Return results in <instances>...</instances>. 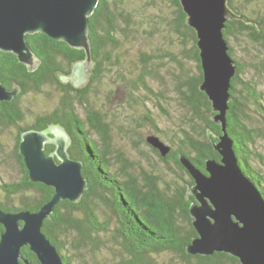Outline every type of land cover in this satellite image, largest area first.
Here are the masks:
<instances>
[{"label":"trees","instance_id":"trees-1","mask_svg":"<svg viewBox=\"0 0 264 264\" xmlns=\"http://www.w3.org/2000/svg\"><path fill=\"white\" fill-rule=\"evenodd\" d=\"M131 1L135 0H99L89 17L91 75L81 88L71 82L64 83L62 78L71 75L75 63L85 61L83 50L41 33L27 35V42L39 61L34 71H29L15 55L0 52V83L7 89L14 85L21 89L12 101L0 102V135L15 131L13 153L21 173L20 179L0 184V209L36 212L52 198L53 188L29 181L19 144L26 130L48 133L50 127H59L70 138L67 148L70 157L83 162L82 176L87 180L82 198L76 203L61 201L42 227L64 264H240L237 258L225 253L211 256L186 253V246L196 237L189 212L195 198L188 194L194 181L181 165L179 156L187 157L205 172L206 160L220 159L214 143L223 134L221 123L214 120L216 113L208 97L199 88L203 72L196 33L187 25L179 0H148V3L136 0L144 2L140 8L133 9L129 5ZM261 1L228 0V5L249 23L231 20L226 23L223 36L237 66L231 80L225 132L233 142L242 172L264 198V170L259 167L263 161L253 149L263 135L264 100L258 83L253 78L245 79V70L236 59L233 46L242 40L252 46L258 52L252 67L258 80L264 77V13L255 8ZM147 7L158 14L147 15ZM160 7L167 10L163 12ZM140 34L150 42L161 38V43L139 51L138 71L134 78H126L130 72L123 64V46L137 41ZM168 42L170 50L162 46ZM112 69L132 90L143 89L165 115L169 111L164 105L170 99L164 93H154L148 80L160 82L164 76L168 77L174 104L181 113L180 122H174L176 129L167 133L148 112L143 116V121L151 126L150 132L170 147L169 153L162 157L144 142L167 166L165 173L142 169L131 172L126 160L119 154L113 155L105 115L92 108L88 98L91 86ZM52 92L58 96L51 97ZM30 96H46L55 101V106L29 115L26 99ZM78 107L83 108L84 119ZM54 151L53 144H46V156ZM170 162L174 168L169 166ZM106 250H111L113 259H117L105 262L101 256ZM21 254L30 264H39L28 247L22 248Z\"/></svg>","mask_w":264,"mask_h":264},{"label":"water","instance_id":"water-1","mask_svg":"<svg viewBox=\"0 0 264 264\" xmlns=\"http://www.w3.org/2000/svg\"><path fill=\"white\" fill-rule=\"evenodd\" d=\"M99 0H0V52L11 53L34 71L39 61L27 42V35L41 33L54 41L83 50L84 62L72 66V74L62 81H71L80 88L87 81L91 68L89 17ZM186 23L197 37L203 80L199 88L206 94L221 123L223 134L214 143L219 161L206 160L205 172L187 157L179 161L192 177L189 195L195 198L189 212L196 231L186 253L211 256L225 253L240 264H264V198L238 163L233 142L225 132L226 113L231 100V80L236 74V61L229 55L223 36L226 23L243 20L228 0H179ZM21 91L14 85L7 89L0 83V102H10ZM147 143L165 157L170 147L152 135ZM46 144L55 151L46 156ZM70 138L62 128L49 132L26 130L21 134L19 153L29 174V181L54 189L52 198L36 212H6L0 209V264H30L21 250L28 247L39 264H64L56 247L42 232L45 220L51 218L56 206L64 200L78 202L87 189L82 176L84 164L72 159L67 148Z\"/></svg>","mask_w":264,"mask_h":264},{"label":"rangeland","instance_id":"rangeland-1","mask_svg":"<svg viewBox=\"0 0 264 264\" xmlns=\"http://www.w3.org/2000/svg\"><path fill=\"white\" fill-rule=\"evenodd\" d=\"M143 2L144 1L135 0L131 1L129 5L131 9H133V7L140 8ZM145 2L148 3V0H145ZM160 8H162L163 12L167 10L166 7ZM255 8L259 9L263 14L264 0L259 2ZM146 13L147 15L158 14L156 10H153L150 7H147ZM142 28H144V26L139 27V32H141ZM143 37L144 35L140 34L137 41H129L123 46V64L130 72H127L126 78H134L136 72L138 71V65L136 62L138 52L147 50L156 43H161V38L157 37L150 42L148 39ZM159 46L161 45L159 44ZM162 46L166 50H170L172 48L170 47L169 42ZM233 46L235 50V57L241 61L242 67L245 70V79L253 78L255 82L258 83L259 90L264 100V77H259L258 80V76H256L257 71L252 67V65L255 64L254 59L256 60L258 57V52H255V49L249 44H246L243 40L238 44L235 42ZM116 71L118 72V70ZM90 75L91 68L87 81L81 87L86 86ZM159 81L160 82L149 79L148 84L154 93H164L167 100L170 99L169 104L166 106L164 105L165 109L169 111L167 113L168 115H165V113L161 111L154 99H148L149 95H147L143 89L135 91L136 89L132 90L129 88L126 85V82L120 79L118 74L114 72V69L107 73L96 85L91 86L88 98L92 104V108L105 115L106 123L110 128L112 150L115 151L113 155L119 154L122 159L126 160V164L129 166L128 168H131L129 170L131 172L132 170L139 171L142 169L147 172H150L151 170L152 172L165 173V171L168 170L167 166L162 164L158 160V157L144 143L147 137L154 135L150 132L151 126L147 122L143 121V116L144 114H147V112L151 117H153L157 125H159V127L167 133L175 130V123L180 122L181 113L178 112L174 104L173 91L168 77L164 76L163 80ZM57 96V92H52L51 97ZM26 100V104L31 110L30 113H28L29 115L42 113L46 110L49 111L55 106V101L49 100L46 96H42L40 98L30 96ZM77 110L80 116L84 119L85 114L83 108L78 107ZM255 121L259 122L258 119H255ZM261 130L263 134L262 138L256 140L255 148L253 147V149L262 157L263 161L262 163H259L261 166L257 161H255V165H259V167L264 170V128ZM14 136L15 131H6L0 135V184L2 182L16 181L21 177L19 166L15 161L13 153ZM169 166L174 168V165L171 162ZM169 180L171 179L169 178ZM0 199H2V196ZM114 257L115 256L112 255L111 250H106V252L101 256L105 262H110ZM116 259L117 258L113 260Z\"/></svg>","mask_w":264,"mask_h":264}]
</instances>
